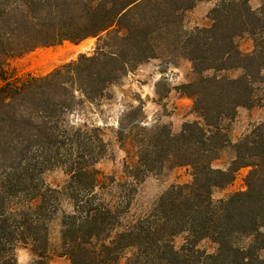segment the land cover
<instances>
[{"label":"trees","instance_id":"trees-1","mask_svg":"<svg viewBox=\"0 0 264 264\" xmlns=\"http://www.w3.org/2000/svg\"><path fill=\"white\" fill-rule=\"evenodd\" d=\"M198 1L0 0V264H18L20 246L29 247V264H52L48 223L60 191L43 174L56 167L68 177L63 191L72 203L61 220L67 264H264V122L233 146L229 167H211L228 143L221 121L251 108L263 80L264 5L254 11L249 0L222 1L208 27L186 31L183 14ZM245 34L257 42L249 54L236 43ZM90 38L97 39L92 53L42 77L8 79V60ZM161 56L191 64L193 78L178 90L203 124L186 123L172 135L167 126H143L141 108L126 113L116 134L128 161L114 196L107 192L114 178L93 167L107 152L102 130L75 116L108 98L128 71ZM232 71L241 74L226 75ZM165 166L190 167L191 184L170 187L147 214L126 218L137 185ZM246 167V190L213 201L212 189ZM204 240L215 253L197 248Z\"/></svg>","mask_w":264,"mask_h":264},{"label":"rangeland","instance_id":"rangeland-1","mask_svg":"<svg viewBox=\"0 0 264 264\" xmlns=\"http://www.w3.org/2000/svg\"><path fill=\"white\" fill-rule=\"evenodd\" d=\"M226 0H200L194 7L183 14V28L189 31L195 27L204 28L211 24L210 12ZM237 1V0H232ZM250 8L259 10L264 0H249ZM256 38L245 34L236 43L243 54H249L256 48ZM96 38L84 40L78 44L63 42L60 45L38 48L22 56L12 58L7 62L9 80L22 81L28 77H42L61 65L75 61L81 54H90L96 46ZM211 73L208 72L207 75ZM240 71L226 73L230 77L240 75ZM193 78L191 64L177 58L168 60L161 56L143 62L127 72V74L109 88L108 98L94 105L87 106L82 116H75L94 126H98L107 143V152L103 158L94 164L106 177H112L115 184L107 192L116 196L115 186L124 181V165L127 154L117 139V129L122 117L134 108H141L139 118L147 128L167 126L172 135L180 133L186 123L203 124L201 118L193 109V101L181 95L179 86ZM253 106L238 108L231 118H225L220 123V129L225 133L227 145L216 154L212 161L213 169H225L234 159L233 146L256 126L264 122V75L254 85ZM250 167L239 169L233 181L225 188H214L211 191L213 201L225 200L230 195L246 190V177ZM68 177L63 168L56 167L43 174L45 184L60 191L56 200V208L48 223L49 259L52 264H67L66 258L60 255L61 220L64 215L72 212V203L63 191ZM193 180L190 167L170 168L165 166L160 172L148 174L136 187V194L130 203L126 218H138L147 214L156 200L170 187L188 185ZM107 198V197H106ZM182 236L174 239V247L182 244ZM197 248L207 254L216 251V245L208 240L201 241ZM131 255V250L125 252L123 261ZM264 259V252L260 254ZM34 257L28 246H20L16 250L18 264H29Z\"/></svg>","mask_w":264,"mask_h":264}]
</instances>
